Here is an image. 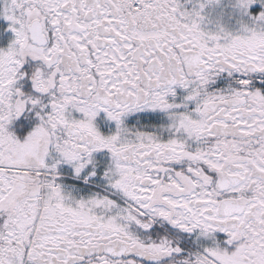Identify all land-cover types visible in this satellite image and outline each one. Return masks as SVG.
<instances>
[{
	"label": "snow or ice",
	"instance_id": "6c2138e0",
	"mask_svg": "<svg viewBox=\"0 0 264 264\" xmlns=\"http://www.w3.org/2000/svg\"><path fill=\"white\" fill-rule=\"evenodd\" d=\"M0 0V264H264V0Z\"/></svg>",
	"mask_w": 264,
	"mask_h": 264
},
{
	"label": "flooded vegetation",
	"instance_id": "af4514ba",
	"mask_svg": "<svg viewBox=\"0 0 264 264\" xmlns=\"http://www.w3.org/2000/svg\"><path fill=\"white\" fill-rule=\"evenodd\" d=\"M220 9L218 7L215 8H209L207 10L208 12V16H209V20L211 21V23H209L207 25V27L211 30H214L216 27V22L219 21L221 24H223L225 27H227V24L225 23V19L223 15H218L216 14V11Z\"/></svg>",
	"mask_w": 264,
	"mask_h": 264
},
{
	"label": "rangeland",
	"instance_id": "374dc122",
	"mask_svg": "<svg viewBox=\"0 0 264 264\" xmlns=\"http://www.w3.org/2000/svg\"><path fill=\"white\" fill-rule=\"evenodd\" d=\"M228 3H229V0H223V4L218 7L220 11L217 10L216 14L217 16L223 15L225 19V23L227 24V27H232L233 22L229 19V16H228V8H227Z\"/></svg>",
	"mask_w": 264,
	"mask_h": 264
}]
</instances>
